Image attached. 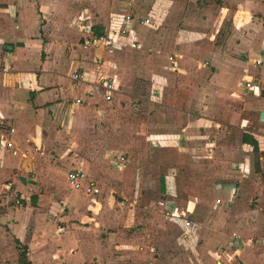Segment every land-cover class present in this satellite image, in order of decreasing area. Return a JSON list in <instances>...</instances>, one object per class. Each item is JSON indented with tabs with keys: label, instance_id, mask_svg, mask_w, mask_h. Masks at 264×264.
Masks as SVG:
<instances>
[{
	"label": "crops",
	"instance_id": "obj_1",
	"mask_svg": "<svg viewBox=\"0 0 264 264\" xmlns=\"http://www.w3.org/2000/svg\"><path fill=\"white\" fill-rule=\"evenodd\" d=\"M100 2L0 0V121L15 127L9 138L18 151L13 154L0 139V264H114V259L137 264L135 259L155 256L159 262L165 253L160 244L161 253L153 247L146 230L159 231L154 210L169 217L178 209L184 216L174 220L186 221L185 238L196 242L205 236L204 222L188 219L196 214L197 196L183 200L177 195L176 186L188 172L193 192L213 193L212 208L220 214L213 223L219 235L210 236L206 247L194 248L196 255L203 254L209 264H264V0H195L190 25L176 37L174 63L168 62L179 78L173 97L168 78L160 74L152 75L147 96L133 88L131 79L126 86L120 62L109 56L144 54V31H159L174 1L156 0L141 16L154 17L158 28H135L113 51L84 50L82 16L96 19V32L103 33L115 12H136L123 6L125 0L115 1L121 5L112 14ZM227 23L231 31L226 33ZM76 70L86 80L74 81ZM95 70L115 79L118 91L111 102L97 86ZM245 81L259 90L243 87ZM79 98L82 103L75 104ZM132 101L138 102L132 106ZM103 104H114L111 111L117 113L140 104L161 109L150 113L158 116L156 127L136 134L143 136V147H155L170 160L167 173L159 177L158 198L150 204L141 205L140 197L155 178L144 172L121 174L128 171L131 160L124 154L131 155L128 147L133 146L127 124L114 122L116 135L109 141L125 140L114 148L76 155L68 149L75 139L83 140L90 126L71 114L86 112L89 118L95 112L104 118ZM145 148L131 156L148 158ZM52 150L58 152L55 159ZM14 157L19 159L14 162ZM74 169L86 173L100 195L61 188L60 180L67 184ZM210 219L208 213L207 226Z\"/></svg>",
	"mask_w": 264,
	"mask_h": 264
},
{
	"label": "rangeland",
	"instance_id": "obj_2",
	"mask_svg": "<svg viewBox=\"0 0 264 264\" xmlns=\"http://www.w3.org/2000/svg\"><path fill=\"white\" fill-rule=\"evenodd\" d=\"M106 0L99 3V6L102 7L106 12L113 13V10L117 7H119L121 4H116L114 0ZM127 1V5L123 6L132 12L136 11L135 15H144L150 8L152 4L156 0H125ZM174 4L171 7V12L168 15V18H166L164 26L159 31H153V30H145L143 37L146 39V45H144L145 53L143 54L141 51H134V52H125L120 55H113L115 57H110L109 60H117L120 62V66L122 68L123 73L125 72V75H123L125 83L129 84L131 81H133V88L135 90L143 91V93L147 96L149 91L152 90V86L150 83V79L152 75L154 74H160L164 75L168 78V92L171 95V97L174 96V93L178 88L175 87L176 83L178 82V77L176 76L175 72H173V69L171 67L170 58L174 56L176 49V37L179 35V29L185 25H190V20L193 18V12H191L193 9L191 7H194L195 0H173ZM131 3V4H130ZM105 5V8L104 6ZM117 5V7H116ZM135 5V7H134ZM98 8V7H97ZM108 8V11H107ZM138 15V16H139ZM110 16V15H108ZM151 17V16H149ZM191 17V19H189ZM155 19L154 17H152ZM156 20V19H155ZM157 21V20H156ZM193 22V21H192ZM158 23V21H157ZM187 27V26H186ZM158 28V24L157 27ZM223 31L230 32L231 31V24L227 23L225 24ZM116 50V49H115ZM107 51H113V50H107ZM144 55V63L140 59V57ZM170 64H169V63ZM137 73H140V76L137 78ZM134 78V79H133ZM131 79V81H130ZM133 79V80H132ZM130 81V82H129ZM128 84L126 86H128ZM120 88V86H119ZM138 101H132V106H134ZM105 107H102V109L105 112L103 115L104 118H99L96 113L91 112L89 115V118H84V114L86 112H73L71 114L72 118H75L77 120L81 119L84 121H88L90 124L89 130L86 131L85 136L83 137V140L81 138L75 139L74 143L69 145L68 149L73 150V152L76 153L78 151H100L101 149L107 148H114L119 143H124V138H117L118 143L115 142L114 139L109 141L110 135H116V131L114 132L115 123L116 120H118L121 125L127 124L128 125V134H131L133 139V146L128 147L129 153L131 155L140 154L143 153L142 148L143 143L141 142L140 138L143 136H137V132H148L151 131L154 127H156L157 118L158 116L150 115L151 112H158L161 111V109L156 108L153 106L152 108H147L146 105L144 107L142 104H140L139 107L136 109H131L130 111H124L123 113H117L115 110H112L114 104H103ZM157 117V118H156ZM115 118V119H113ZM163 118L161 117L160 120ZM111 124H114V126H111ZM140 127L142 129H140ZM151 127V129H150ZM124 130V129H123ZM117 133H119L117 131ZM115 137V136H114ZM96 145V147L94 146ZM150 145V144H149ZM86 146V148H85ZM120 147V146H119ZM101 148V149H100ZM157 151L159 149H156L155 147L152 148L151 146H148V148H145L146 155L148 158H144L142 161L138 158V160L134 159V156H131L130 154H124L129 156L130 162H128V171L127 169L122 171L121 174L127 175L131 173H140L144 172L146 174H150V176L154 177L155 182L151 183L150 188H146L142 190V195L140 197L141 205H144L145 203L150 204V201L156 200L158 197L156 195L159 177L161 175H165L167 173V162L170 160H167L164 155L158 154ZM124 152V150H123ZM53 153V159L57 158L58 152L56 153L55 150H52ZM73 153V154H74ZM51 154V152H49ZM170 156H174V152L171 153ZM10 157V155H8ZM20 157V156H19ZM19 157H14V162L19 159ZM74 157V155H73ZM75 158V157H74ZM108 170L109 163L105 164ZM72 168V167H71ZM183 180L177 184V195L180 199L183 200H190L191 196H197L199 199V204L197 211L194 213V217H188L189 220L192 221L195 220V218L198 221L204 222L205 226L202 230V235L205 234V236H201L196 242L194 240H187L185 237L187 236V230L186 228L187 223L186 221H178L171 219L170 217L165 216L162 213H158L156 210H154V213L156 215L152 216L153 221H155V224L159 226L158 229H155V233L153 232V228H146L147 233L151 236L150 239H153V247L155 249L159 248L157 245L160 244V251L165 253V256H162L159 258V262H154L155 257L158 258V256H155L151 259H135L138 260L137 264H198V261H196V258H200V264H209V261H206L207 259L203 254L196 255V252L194 251V248L198 247H206V240L210 237L217 234V231L215 230L213 223L220 221V218L218 216L220 215L218 212L219 210L212 208L213 201L215 199V195L208 192H202L198 195H196L193 190H195V185L192 181V179L189 176V172L184 174ZM217 179L215 178L212 183L216 182ZM61 184L60 187L64 188V190H67V187H70L68 183H64L62 180H60ZM210 183L208 185L211 187ZM215 184V183H214ZM203 187V186H202ZM205 190V188L200 189ZM46 197H49L47 194H43ZM155 208V206H153ZM156 209V208H155ZM209 213V216L211 221L208 220V222H211L208 226L206 225L205 218L207 214ZM161 225V226H160ZM216 228L219 226H215ZM216 231V232H215ZM143 236V233L141 234ZM145 236V234H144ZM183 239V240H182ZM158 241H160L158 243ZM194 241V242H193ZM142 242L140 241L141 245ZM151 245V243H150ZM159 251V252H160ZM160 252V253H161ZM123 258V257H122ZM131 260V259H130ZM127 259V261H130ZM114 264H121L122 261L125 260H116L114 259ZM136 264V263H135ZM216 264V263H214Z\"/></svg>",
	"mask_w": 264,
	"mask_h": 264
},
{
	"label": "built area",
	"instance_id": "obj_3",
	"mask_svg": "<svg viewBox=\"0 0 264 264\" xmlns=\"http://www.w3.org/2000/svg\"><path fill=\"white\" fill-rule=\"evenodd\" d=\"M119 1V0H114ZM99 25L96 19H86L84 16L80 18L79 28L85 36V40L80 45L84 50H114L121 47V41L125 38H129L132 34V31L137 27H157V22L152 17H140L134 13L126 12H115L112 16L110 24L107 26V29L103 33H97L96 28ZM174 63V60L171 58ZM7 71H10L11 66L5 67ZM95 78L98 79V87L102 88L104 91V97L106 102H111L114 99V95L118 91V87L115 79L109 76H103L99 70L93 72ZM71 78L77 82H83L86 80V74L80 70H76L72 73ZM243 87L249 90H259V86L254 84L252 81H245ZM94 92L90 91L89 95H93ZM157 100H160V95L156 97ZM75 104H81L82 99H77L74 102ZM16 133L15 127L6 124L5 122L0 121V139L2 143L8 149L13 150V154H17V150L14 149V143L12 142L11 136ZM23 157H27V154H23ZM121 160L124 161L125 157H121ZM68 185L73 191H79L85 195L95 198L100 195V188L92 181L88 180L86 173L81 170L74 169L71 170L66 179ZM237 190L233 189L232 195H235ZM221 200H218L220 203ZM17 204H20V201H17ZM162 206H165V203H161ZM168 216L172 219H179L184 215L179 212L178 209L169 212Z\"/></svg>",
	"mask_w": 264,
	"mask_h": 264
},
{
	"label": "water",
	"instance_id": "obj_4",
	"mask_svg": "<svg viewBox=\"0 0 264 264\" xmlns=\"http://www.w3.org/2000/svg\"><path fill=\"white\" fill-rule=\"evenodd\" d=\"M262 119H264V113L261 115Z\"/></svg>",
	"mask_w": 264,
	"mask_h": 264
},
{
	"label": "trees",
	"instance_id": "obj_5",
	"mask_svg": "<svg viewBox=\"0 0 264 264\" xmlns=\"http://www.w3.org/2000/svg\"><path fill=\"white\" fill-rule=\"evenodd\" d=\"M98 33H100V32H98Z\"/></svg>",
	"mask_w": 264,
	"mask_h": 264
}]
</instances>
